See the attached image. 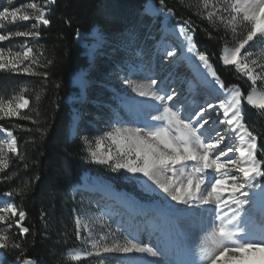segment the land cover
Returning a JSON list of instances; mask_svg holds the SVG:
<instances>
[{"label":"snow or ice","instance_id":"obj_1","mask_svg":"<svg viewBox=\"0 0 264 264\" xmlns=\"http://www.w3.org/2000/svg\"><path fill=\"white\" fill-rule=\"evenodd\" d=\"M55 3L56 0L42 3L29 0L0 10V42L26 38L19 50L0 47V70L39 76L47 83L49 72L39 69H47L53 61L44 56L43 49L34 50L27 41L40 38L41 26L50 25L47 17ZM195 8L194 14L214 30H224L218 59L223 66H232L237 78L249 82L247 94L239 84H225L208 53L200 50L194 41L196 26L191 19H176L174 10L166 6L165 0H159L158 8L152 5L145 9V15L163 17L157 54L161 62L166 60L178 66L187 61L195 69V75L187 80L189 92L201 93L203 103L187 96L182 98L181 92L171 86V75L157 79L151 68L136 69L122 78L123 84L150 100L136 101L122 95L121 101L132 105L137 113H144V126H120L118 122L101 136H82L80 140L82 150L93 163L113 172L131 173L125 178L139 180L145 191L159 190L166 200L175 202L167 205L169 214L175 216L186 211L176 205L202 210V237L195 248L184 243L174 247L167 242L144 243L132 232L121 239L117 237L120 229L113 231L103 216L89 223L81 213L74 218L75 237L90 246L91 251L69 250L70 262L78 264L102 254H139L141 259L121 261V264H264V158L258 156V153L264 156V148L258 146L257 134L245 122L242 103L246 102L258 114L264 113V63L254 59V52L248 50L256 47L264 57V0H196ZM171 20L175 23H164ZM20 22H31V27L6 33L2 30ZM211 35L208 33L210 38ZM75 36L83 40L79 29ZM95 37L94 45H84L90 62L95 60L102 45L103 31L98 30ZM131 75L146 78L133 80ZM82 85L86 87L83 80ZM41 91L46 92V88ZM28 92L27 85H23L10 97L0 95V120L18 118L39 124L33 115L22 112L30 109ZM40 99L37 93L36 102ZM151 111L156 115H150ZM36 115H40L38 110ZM14 127L23 129V125ZM36 131L43 135L46 130ZM0 135L5 137L0 139V174H3L9 170L13 157L24 161L26 154L19 151L12 129L0 124ZM24 167H28L27 163ZM14 175H0V180H9ZM29 186L26 182L19 190L0 193L6 198L0 207V225H3L0 251L22 248L14 239L13 227L21 236L30 232L23 223L26 212L11 202V198L23 195ZM97 223L101 230H97ZM15 259L16 264H36L24 251ZM99 264H105V260L100 259Z\"/></svg>","mask_w":264,"mask_h":264},{"label":"trees","instance_id":"obj_2","mask_svg":"<svg viewBox=\"0 0 264 264\" xmlns=\"http://www.w3.org/2000/svg\"><path fill=\"white\" fill-rule=\"evenodd\" d=\"M147 1L56 0L52 6L48 15L51 23L40 30L42 35L39 38L44 56L53 61L47 69L40 71L46 70L50 75L46 84L41 77L30 80L31 88L40 91L41 99L37 103L32 97L30 109L24 112L33 115L40 123L33 124L18 118L9 122L11 126L23 125V129L32 131L15 127L19 135L20 152L25 153L26 157L24 161L17 158L13 162L10 175L15 174L14 178L0 183V193L19 190L26 182L30 185L23 195L13 197L25 209L24 225L30 228V232L23 237L14 236L22 248L7 249L5 263L16 261L15 258L24 251L25 256L32 258L36 264H75L66 256L70 249L77 246L70 190L72 185L79 183L82 174L90 169L78 136L70 137L71 110L65 101L67 95L77 91L71 83L72 77L90 65L85 49L75 42V32L79 29L87 34L94 24H100L108 37L115 38L117 32L132 23L131 10L141 9ZM153 1L159 6V0ZM165 4L174 10L176 19L187 18L192 13V8L180 0H165ZM193 21L198 27L197 45L208 53L225 84L244 85L236 72L223 66L218 59L221 35L209 28L205 21L194 17ZM208 33L212 34L211 38ZM106 41L108 47L109 41ZM97 57L99 63L100 59H105L104 56ZM24 80H28V77L20 78L0 72V92L5 94L9 86H16ZM42 88H46V92L41 91ZM248 90L249 87H245L244 93L247 94ZM37 110L39 116L36 115ZM244 116L245 122L258 136L259 147L264 148V118L247 105ZM37 128L45 129V134L41 135L36 131ZM258 156L264 158L261 153ZM25 163L27 168L24 167Z\"/></svg>","mask_w":264,"mask_h":264},{"label":"rangeland","instance_id":"obj_3","mask_svg":"<svg viewBox=\"0 0 264 264\" xmlns=\"http://www.w3.org/2000/svg\"><path fill=\"white\" fill-rule=\"evenodd\" d=\"M180 1L187 5V7L189 6L192 8V13L189 15V17L184 19L190 18L193 25L196 26V31L193 35L194 41L196 42V33L198 27L193 21V17L194 19L198 18L199 20H203L194 14L196 11V0ZM27 2H29V0H0V10H2L3 7H16ZM39 2L42 3L43 0H39ZM152 5H155V7L157 8L159 7L154 3L153 0H148L141 9L133 8L130 12L131 17L133 16L132 23H130V26L127 25L121 32H117L115 38L108 37L107 32L104 30V28L100 26V24H94L91 28V31L87 34L81 32L83 35L82 41H79L75 36V42L78 43L80 47H83L85 49V44L94 45L96 43L95 33L97 32V26H100L99 30H102L104 34L103 42L98 50L97 56H104L105 59H100L101 61L99 63V61L96 60L99 59V57L96 56L95 60L92 62H90L89 58L87 57V61L90 63V65L83 68L82 70H79L71 79V83L77 89V91L67 95L65 98V101L69 105L71 110V124L69 128L70 132L76 122L82 131L77 135L81 147L82 142L80 140V137L88 136L89 138H92L101 136L104 132L112 130V128L116 126L118 122L120 123V126H122L121 121L119 119L122 117V115L124 116L125 108H123V106L121 105V96L126 95L136 100L139 99L137 97L138 94L136 95L135 92H132L130 89H128L127 86L123 84L122 80L123 77L128 76L129 73L133 70L142 68L147 71L148 68H151L152 71L157 74V79H159L160 76L167 77L171 75V86L181 92L182 98L184 96H187L190 100L195 99L198 103H203L204 98L201 93L189 92L187 80L191 79L192 76H194L193 72L190 71L189 68L184 66V64H180L178 66L170 65L166 60L161 62L160 57L157 54V44L161 35L163 34V17L145 15V9ZM203 21L207 23L209 28L213 29V27L210 26L206 20ZM164 23L171 25L175 23V20L166 21ZM30 27L31 22H20L13 25H7L2 30L6 33L8 31H23L29 29ZM43 27L45 26H41L40 30ZM217 32L221 36L224 35V30L222 28ZM228 38L229 40L231 39L230 33ZM25 40L26 38L24 37H14L8 41L0 42V47H12L14 50H19L18 46L25 43ZM106 40L109 41L108 47L107 45H105V43H107ZM170 41L175 42V38L170 37ZM27 42L29 46L34 48V50L42 49L39 45V38L35 40L29 39ZM221 42L223 45V41ZM200 50L202 49L200 48ZM248 50L254 52V59H258L259 62L264 63V57L260 56L256 47H250ZM220 63L222 64L221 61ZM226 68H229L235 72L232 66H227ZM0 72L10 76H18L20 78L28 77V80L21 81L16 86H9V91L5 92V94L0 92V95L10 97L14 93L18 92L21 86L27 85V87L29 88V92L26 95L29 97L31 104L32 97L35 98L37 93H40V91L32 89L31 87L33 86L30 85V80L33 78L40 79L39 76H30L24 73H11L2 70H0ZM139 76L140 75H131L130 78L133 80H138ZM239 79L244 84L240 86L242 91L244 92L245 87H249V82H247L245 79ZM82 80L86 82V87L82 85ZM242 103L244 109V106H246L247 104L243 101ZM249 107L255 113L258 114L256 109L252 108L251 106ZM26 110L27 109L22 110V112L24 113ZM119 113L121 114L120 118H118ZM259 116L264 118V113H259ZM11 119L0 120V124H2L6 128H10L13 130L14 135L17 136V143L19 144L18 131L14 126H11V124H9ZM2 138L5 137L2 136L0 139ZM18 149L20 151L19 145ZM82 152L84 153V156L87 160V166L90 169L82 174L79 183L72 185V188L70 190V196L72 197V203L74 204V218L76 215L83 213L87 222L92 223L96 220L97 216H103V218L108 222V224H110L111 229L113 231H115L117 228L120 229V232L117 233V237L121 239L123 235H127L128 232L134 231L133 224L128 223L127 221V216L124 214V209H121L118 213L114 215H108V212L113 213L115 212V210H106L107 208L105 202L103 200H100V198L104 195H99V197L98 194L100 192H98L97 189L95 190L98 193L91 194V192H89L86 187L80 186L86 183V181L83 180V176H85V173L86 175H89V178L98 177L106 182H110V184H112L115 189L129 194L142 205L150 207L160 202L163 204L164 207L167 208L168 201H166V198L163 196L162 193L159 192V190L154 193L147 192L143 187L144 185L139 180H130L125 178L130 177L132 175L131 173H126L123 170L120 173L113 172L105 166L93 163L88 158L87 153L83 150ZM16 159V157H13L9 170L0 175L11 176L10 169ZM1 182H3V180H0V183ZM88 183H91V181H88ZM75 186H78V188H74ZM105 201L106 204L109 206V202H107V199ZM11 202L15 203L19 208L25 211L23 206L14 201V198H11ZM111 208L116 209L119 207ZM256 215L258 216V213ZM23 223H25V221ZM2 226L3 225H0V227ZM97 230H101L99 223H97ZM11 232L15 233L16 235H20L18 234V230L15 227H13ZM76 241L77 246L75 247V249L80 248L87 251H91L90 246L82 244L80 240L76 239ZM152 242L154 241L152 240ZM109 243H111V238L109 239ZM198 243L199 241H197L195 246H197ZM5 251L6 250L0 251V261H2L3 264H16L13 260L8 263H5ZM66 256L68 258V255ZM100 259H104L105 264H121V261L133 260L128 258V256H124L122 254H102L100 257L93 256L90 259H84L78 263L99 264ZM73 263L77 264V262Z\"/></svg>","mask_w":264,"mask_h":264},{"label":"bare ground","instance_id":"obj_4","mask_svg":"<svg viewBox=\"0 0 264 264\" xmlns=\"http://www.w3.org/2000/svg\"><path fill=\"white\" fill-rule=\"evenodd\" d=\"M182 64L189 68V70L192 71L195 75V69L190 66L187 61H184ZM144 78L146 77L140 75L138 79ZM137 97L139 99H135L136 101L150 100V98L140 97L138 95ZM121 104L123 108H125L124 116L122 115L121 117L120 114L121 118L119 117L122 126L127 125L143 127L144 120L146 118L144 113H137L135 108L130 104H125L123 102ZM144 111L147 112L149 110ZM150 115H156V113L154 111H151ZM83 180L86 181V183L83 182L84 184H82V186L86 187L89 190L97 189L98 192H100L98 195L105 196H102L100 200L103 199V201H105L107 199V202H109V206L114 208L119 207L116 209H112L107 205L108 207L106 210H115V212L113 213L108 212V215H114L119 212L121 208L124 209V214L127 216L128 223L133 224L134 231H132V233L134 232L138 239L144 243H151L153 245H156L158 243L167 242L173 247L178 244L184 243L189 247L195 248V244L197 243V241H199V238L202 237V233L200 232L202 210H197L194 208L187 209L184 205H176V207L180 209H186V211L174 216L168 213L167 208L164 207L162 203L158 202L157 204L150 207L142 205L129 194L118 191L112 186V184H110V182H106L98 177L89 178V175H86L85 173V176H83ZM88 181H91V183H88ZM166 201H168V204L175 205V202H172L170 200ZM152 240L154 242H152ZM81 250L84 249H79L76 251ZM128 258L141 259L139 254H136L135 256L130 254L128 255ZM143 259L152 260L154 258L143 257Z\"/></svg>","mask_w":264,"mask_h":264},{"label":"built area","instance_id":"obj_5","mask_svg":"<svg viewBox=\"0 0 264 264\" xmlns=\"http://www.w3.org/2000/svg\"><path fill=\"white\" fill-rule=\"evenodd\" d=\"M99 27H100V26H97V27H96V31H98V30H99ZM121 103H122V102H121ZM121 105H122V104H121ZM119 116H120V115H119Z\"/></svg>","mask_w":264,"mask_h":264}]
</instances>
